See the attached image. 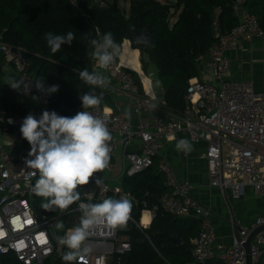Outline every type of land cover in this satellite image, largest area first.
<instances>
[{
  "label": "built area",
  "instance_id": "2783aa9c",
  "mask_svg": "<svg viewBox=\"0 0 264 264\" xmlns=\"http://www.w3.org/2000/svg\"><path fill=\"white\" fill-rule=\"evenodd\" d=\"M244 2L235 0L233 5L239 23L219 34L218 41L207 54L199 55L200 62L210 59L213 80L191 78L185 97L186 106L182 111L167 109L165 118L159 116L152 122L139 121L133 126L124 113L116 112L111 106L89 109L106 120L112 135L109 142L110 162L106 169L112 167L111 159L119 140L129 143L137 137L141 142L138 149L125 153L123 176L148 169L158 158L157 164L165 173L164 184L168 188L160 199L162 207L172 214L194 216L200 220L201 229L192 239L195 263L218 258L225 264H246L245 243L250 232L264 224V213L240 226L230 243L219 240L212 208L203 205L194 196L195 185L187 179H179L167 157L160 155L156 135L172 141L178 138L180 132H186L194 142L205 141L207 148L203 156L211 186L229 193L234 199H240L247 187L264 196V81L257 87L254 80L229 75L231 65L227 51L240 40H264V27L257 16L246 9ZM25 52L23 46L6 42L0 35V54L17 63L19 77L34 80L28 74L29 61ZM110 67L119 79L121 90L129 95L130 108L136 115L154 103L153 96L141 90L135 81L129 70L133 68L122 64L120 59ZM32 95L40 96L39 103L44 110L56 111L48 96L36 92L34 87L31 94L22 95V100ZM81 110L78 108L75 114ZM26 116H0V257L10 254L22 264H46L52 257L63 256L67 251L57 241V236H62L64 231H58L55 222L62 220L66 231L77 222L80 212L78 204L71 205L64 213L58 210L51 214L42 213L36 207V197L31 192L34 178L29 181L22 171H27L25 159L30 150V145L19 131ZM10 119L12 123H9ZM97 177H102L101 173H95L90 183L80 188L82 193L94 192L91 202H101L111 195L119 198L128 196L139 202L122 184L111 185L104 177L103 187L99 189L94 183ZM142 204L151 218L154 217L158 206H149L147 200H143ZM72 217L73 222L70 221ZM129 219L142 229L149 227L143 222V217L137 220L130 215ZM85 246L91 252L78 260L85 264H109L115 258L121 262L132 249L130 235L120 227L112 228L106 223L90 230ZM98 246L103 249L97 250ZM251 253L252 264H264V230L254 237Z\"/></svg>",
  "mask_w": 264,
  "mask_h": 264
},
{
  "label": "trees",
  "instance_id": "16d2710c",
  "mask_svg": "<svg viewBox=\"0 0 264 264\" xmlns=\"http://www.w3.org/2000/svg\"><path fill=\"white\" fill-rule=\"evenodd\" d=\"M234 2L131 0L127 13L119 6L118 0H0V35L6 42L26 49L28 74L33 79L42 77L46 86H60L58 92L48 98L62 116H74L75 110L82 108L80 94L90 91V86L79 78L81 65L78 61L82 60L89 72L94 71V60L87 55L92 50L89 41L98 38L97 33L107 32H111L121 45L122 64L139 70L147 86L149 79L140 70L139 51L131 49L127 43L123 48V42L128 39L133 48L140 49L145 71L148 62L156 65V80L160 81L164 91V108L180 112L186 106L189 80L201 78L199 55L207 54L218 41L219 34L231 30L240 21ZM244 6L264 27V0H245ZM148 26L149 43L144 46L139 41V34ZM68 31L75 33L76 40L71 45H62L60 52L51 53L44 35L48 32L63 35ZM129 70L144 91L138 72ZM5 82V70L0 61V116L27 114L22 95ZM96 93L103 94L100 106L116 108L104 89L97 88ZM157 161L158 158L148 169L123 178V187L139 200L136 203L131 199V216L140 220L143 200L158 208L147 228L142 229L128 220V229L123 232L130 235L132 249L121 262L115 258L109 264H225L218 258L194 262L192 239L201 229L200 220L194 216L172 214L162 207L160 199L168 188L164 184L165 173L159 169ZM40 201L41 198L36 197V207L42 213H53L43 210ZM0 264L22 263L9 254L0 257ZM46 264L65 262L62 256H55Z\"/></svg>",
  "mask_w": 264,
  "mask_h": 264
},
{
  "label": "clouds",
  "instance_id": "9594fccd",
  "mask_svg": "<svg viewBox=\"0 0 264 264\" xmlns=\"http://www.w3.org/2000/svg\"><path fill=\"white\" fill-rule=\"evenodd\" d=\"M97 36L98 38L89 41L92 50L87 55L96 62L99 69L107 70L120 56L121 45L111 32L102 35L97 33ZM44 39L51 53L55 54L61 51L62 45H71L76 36L72 31L63 35L48 32ZM79 78L90 86V91L80 94L81 111L71 117L46 109L38 118L29 113L19 129L22 138L30 145L25 159L27 171H22L26 173L29 181L34 178L31 192L41 198L40 207L45 211L59 210L64 213L71 205L78 204L80 216L73 227L65 231L62 220L55 222V228L64 231L62 236H57V241L67 249L62 256L65 264L78 262L79 258L91 252L85 246L91 229L102 223L112 228L123 227L127 224L133 208L128 196L120 199L109 197L93 203L91 199L94 192L82 193L80 190L81 186L90 183L95 173H102L108 168L111 153L109 142L112 135L106 120L89 111L98 108L103 101V94H97L96 89L109 88L111 80L103 71L89 72L87 68L79 71ZM156 83L160 84V81ZM5 84L21 95L31 94L34 87L36 92L51 96L60 87L58 84L46 86L45 78L42 77L27 80L8 76ZM31 98L33 101H40V96L32 95ZM152 107L155 108L156 104ZM124 115L131 119L130 111H126ZM9 123H12L11 119ZM176 148L185 154L192 151V145L187 139L177 141ZM94 183L101 189L103 176L97 177Z\"/></svg>",
  "mask_w": 264,
  "mask_h": 264
},
{
  "label": "crops",
  "instance_id": "0c3cea01",
  "mask_svg": "<svg viewBox=\"0 0 264 264\" xmlns=\"http://www.w3.org/2000/svg\"><path fill=\"white\" fill-rule=\"evenodd\" d=\"M126 43L129 44L131 49H137L139 51L138 58L140 61V70L145 77L149 79L148 86L139 70H134L138 72L145 92L155 97L154 103L156 104V107H152L153 103L140 115H136L130 108L129 95L123 92L120 88V82L114 69L111 67L107 70L99 69L94 61V71H103V74L108 76L111 80L109 88L104 90L113 99V102L116 105L114 110L122 113L130 111L131 119L128 120L133 126H136L139 121L152 122L155 117L159 116L165 118V111L167 109L164 108L162 102L164 91L160 84L156 83L158 72L156 65L148 62L146 73L141 62L140 49L133 48L131 41L128 39L123 42V48ZM227 55L230 58L231 68L229 75L231 77L254 80L257 87L262 85L264 81V40L259 38L253 40H240L233 49L227 51ZM0 61L4 66L5 79L8 76L19 78L18 65L13 59L0 54ZM200 73L201 78L213 80L209 58L200 62ZM31 97H26L23 103L28 111L27 114L31 113L38 118L44 110V107H42L39 102L33 101ZM156 139L159 143L160 155L167 157L177 177L182 180L187 179L191 181L195 185L193 191L194 196L203 205L212 208V219L219 240L230 243L233 235L238 230V226L246 225L254 220L259 214L264 213V196L257 194L252 187H247L244 195L240 199H234L229 193H223L220 188L213 187L209 184L207 163L203 156L207 148V143L205 141L194 142L189 138L186 132H180L178 138L172 141L166 140L165 137L160 134L156 135ZM180 139H187L191 143V152L185 154L184 151L177 150L176 143ZM140 145L141 142L137 137L133 138L129 143L119 140L113 158L111 159L112 167L110 169H105L101 173V176H103L111 185L123 184L124 176L122 175V172L124 167V155L127 151L138 149ZM145 211L147 210L141 212L140 218L143 217V221ZM152 219L153 217L151 218V221ZM102 249L103 247H97V250Z\"/></svg>",
  "mask_w": 264,
  "mask_h": 264
},
{
  "label": "water",
  "instance_id": "95a60500",
  "mask_svg": "<svg viewBox=\"0 0 264 264\" xmlns=\"http://www.w3.org/2000/svg\"><path fill=\"white\" fill-rule=\"evenodd\" d=\"M150 32V26H148L144 31L140 32L139 34V41L144 45V46H147L148 43H149V39H148V34ZM78 63L81 65V68L79 71H83L86 66L85 64L83 63L82 60H79ZM74 218H70V221L73 222ZM121 230H126L128 229L127 225L123 226V227H120ZM238 228H240V226H238ZM264 230V224L256 227L255 229H253L248 238H247V241L245 243V247H246V250H247V263L246 264H252V253H251V247H252V241L254 239V237L260 232ZM176 241H181L180 239L176 238L175 239ZM100 248H102V246H100Z\"/></svg>",
  "mask_w": 264,
  "mask_h": 264
},
{
  "label": "rangeland",
  "instance_id": "374dc122",
  "mask_svg": "<svg viewBox=\"0 0 264 264\" xmlns=\"http://www.w3.org/2000/svg\"><path fill=\"white\" fill-rule=\"evenodd\" d=\"M109 1H112V0H109ZM130 1L131 0H118V3H119V6L125 10L127 13L129 11V7H130ZM121 60V59H120ZM147 73V71H145ZM42 107H44L42 104H41ZM150 224V223H149Z\"/></svg>",
  "mask_w": 264,
  "mask_h": 264
},
{
  "label": "bare ground",
  "instance_id": "6f19581e",
  "mask_svg": "<svg viewBox=\"0 0 264 264\" xmlns=\"http://www.w3.org/2000/svg\"><path fill=\"white\" fill-rule=\"evenodd\" d=\"M22 102H24L23 100H22ZM104 106H106V105H104ZM77 110V109H76ZM24 115H28V114H24ZM126 176H128V175H126ZM143 210H147V209H145V208H143ZM142 210V211H143ZM148 211V210H147ZM145 211L144 212V223L146 224H149L150 223V221H151V216H150V212L148 211ZM141 219V218H140ZM149 226V225H148Z\"/></svg>",
  "mask_w": 264,
  "mask_h": 264
}]
</instances>
